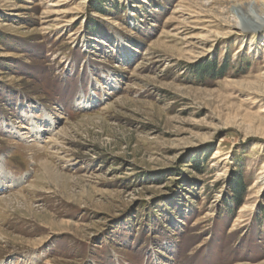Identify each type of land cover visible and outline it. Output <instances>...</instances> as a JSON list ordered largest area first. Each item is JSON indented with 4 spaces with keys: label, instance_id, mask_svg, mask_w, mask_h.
Returning a JSON list of instances; mask_svg holds the SVG:
<instances>
[{
    "label": "rangeland",
    "instance_id": "374dc122",
    "mask_svg": "<svg viewBox=\"0 0 264 264\" xmlns=\"http://www.w3.org/2000/svg\"><path fill=\"white\" fill-rule=\"evenodd\" d=\"M240 1L0 0V263L264 264Z\"/></svg>",
    "mask_w": 264,
    "mask_h": 264
},
{
    "label": "bare ground",
    "instance_id": "6f19581e",
    "mask_svg": "<svg viewBox=\"0 0 264 264\" xmlns=\"http://www.w3.org/2000/svg\"><path fill=\"white\" fill-rule=\"evenodd\" d=\"M211 3L212 2H210V4ZM197 4L199 5V3H197ZM207 6H209V5H207ZM222 11H224V10H222ZM230 13H229L227 19L231 18V20L228 21L229 24L227 26H228V29H229V27L230 28L234 27L235 29H237V30H235V32L237 34H242V33L248 32V33H251L250 35L252 37H254L255 35H258L259 31L261 32L262 29L264 28V0H243L240 2H235L232 5V8L230 9ZM201 39H203V38H201ZM200 43H199V45H200ZM200 49H202V48H200ZM0 264H2V263H0Z\"/></svg>",
    "mask_w": 264,
    "mask_h": 264
},
{
    "label": "trees",
    "instance_id": "16d2710c",
    "mask_svg": "<svg viewBox=\"0 0 264 264\" xmlns=\"http://www.w3.org/2000/svg\"><path fill=\"white\" fill-rule=\"evenodd\" d=\"M100 11V8H97L96 11ZM213 63L206 64L208 69L207 72H212L215 70V65ZM225 69V64H221V71L219 72L220 75L223 74V71ZM243 186L241 184V181L239 178H237L236 181H234V186L232 187V192L234 193V203H235V209L238 208L242 203V192H243Z\"/></svg>",
    "mask_w": 264,
    "mask_h": 264
}]
</instances>
